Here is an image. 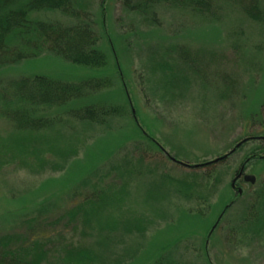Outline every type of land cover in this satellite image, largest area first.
<instances>
[{
  "label": "rangeland",
  "instance_id": "rangeland-1",
  "mask_svg": "<svg viewBox=\"0 0 264 264\" xmlns=\"http://www.w3.org/2000/svg\"><path fill=\"white\" fill-rule=\"evenodd\" d=\"M137 1L130 0V4ZM214 1L223 10L218 22H200L190 10L165 3L151 14L156 18L152 25L142 16L125 13L124 0L107 1L106 21L129 89L130 105L115 68L106 75L114 77L116 88L96 101L122 104L128 114L113 120L111 131L89 140V147L68 174L39 176L6 168L0 174V233L24 230V221L36 217L44 207H66L69 195L76 194L80 183L77 172L84 168L89 177L115 160L114 171L125 170L126 164L128 169L143 170L130 176L129 205L120 211L142 209L141 213L149 218L168 212L172 218L170 223L162 222L150 230L146 253L159 254V245L151 244L152 239H159V243L164 239L174 243L190 239L184 243L189 244V249L185 250L184 244L181 248L187 264H205L206 253L214 264H264V247L259 242L244 238L236 241L237 247H227L224 242L227 232L237 229L243 221L241 214L247 207L244 200L256 189L241 182L244 195L237 200L232 188L246 160L254 156L246 166V174L255 176L258 184L264 182V161L257 160L264 157V129L259 126V111L264 103V27L239 15L231 0ZM95 2L98 9L100 0ZM261 3L264 7V0ZM98 15L100 20L99 12ZM144 34L149 36L145 39ZM156 38L167 49L171 45L198 49L204 56L201 73L185 67L177 53L164 52L161 58H148L145 50ZM5 74L0 76V84L35 74L76 82L99 73L43 55L7 69ZM222 75L232 77L233 88L222 83ZM243 141L240 149L217 164V182H196L191 188L179 186L181 180L194 181V174L203 175L214 167L195 169L193 165L209 164ZM63 146L64 150L66 145ZM138 148L146 155L143 160L138 157ZM106 149L110 155L100 159L98 153ZM260 213L264 214V208ZM56 216L47 215L51 221ZM123 246H116L115 253L122 252ZM146 255L141 254L130 264H151L152 257Z\"/></svg>",
  "mask_w": 264,
  "mask_h": 264
},
{
  "label": "trees",
  "instance_id": "trees-1",
  "mask_svg": "<svg viewBox=\"0 0 264 264\" xmlns=\"http://www.w3.org/2000/svg\"><path fill=\"white\" fill-rule=\"evenodd\" d=\"M95 1L0 0V76L6 75L7 69L43 55L99 73L76 82L35 74L0 84V174L9 167L39 176L68 174L78 164L82 151L89 147V140L111 131L113 120L127 116V108L122 104L96 101L116 88L114 77L106 75L113 68L118 71L128 103L130 98L106 21L108 0H100L98 9ZM231 2L239 15L264 27L261 0ZM165 3L190 10L200 22L214 23L223 17L222 8L214 0H138L134 4L124 0L123 7L128 15L142 16L144 22L152 25L156 24V18L151 14ZM98 12L101 21L97 19ZM124 35L128 37L126 32ZM133 35L136 38L137 32ZM144 36L146 39L149 35ZM159 39H153L148 51L145 50L148 58H161L164 52L177 53L185 67L201 73L204 56L198 49L188 45H171L167 49ZM231 78L220 77L223 84L233 88ZM140 80L144 83L143 76ZM259 126L264 129V103L259 111ZM138 128L141 131L139 124ZM63 145H66L64 150ZM139 149L138 157L143 160L146 155ZM105 154L110 155V151H100L99 158ZM226 159L193 165L195 169L214 167L203 175L194 174V181L181 180L179 186L191 188L196 182H217L220 174L217 164ZM257 160L264 161V157ZM113 161L105 170H95L89 177L84 168L77 172L80 183L76 194L69 195L70 204L66 207H51L53 210L44 207L36 217L24 221V230L0 233V264H130L141 254L152 257L151 264H187L181 248L190 239L175 243L164 239V244L152 239L151 244L159 245V254L146 253L150 230L162 222L170 223L172 218L168 212L157 215L158 210L152 218L141 213L142 209L121 212L120 209L129 205L130 176L143 170L128 169L126 164L125 170L114 171L117 166ZM251 186L256 189L251 198L244 200L247 207L241 214L244 216L241 224L227 232L224 240L227 247H237L236 241L242 242L244 238L264 247V214L260 213L264 208V182ZM243 195H236V199L241 200ZM48 214L57 215L53 222ZM121 244L124 249L116 254V246ZM184 249L188 250L189 244H184ZM204 258L205 264H214L208 253Z\"/></svg>",
  "mask_w": 264,
  "mask_h": 264
},
{
  "label": "flooded vegetation",
  "instance_id": "flooded-vegetation-1",
  "mask_svg": "<svg viewBox=\"0 0 264 264\" xmlns=\"http://www.w3.org/2000/svg\"><path fill=\"white\" fill-rule=\"evenodd\" d=\"M240 143H242L241 145H240V147L245 143V141H243V142H240ZM239 144V143H238ZM237 144V145H238ZM240 147H238L237 149H236V151L240 148ZM235 151V152H236ZM234 152V153H235ZM234 153H232V154H230L229 156H232ZM228 156V157H229ZM254 158V156L253 157H251V159H248L249 161H245V163L241 166V168H240V170L237 172V174H236V178H237V181H236V184H235V188H233V190L235 191V193H236V195H239V196H241V195H243V193H244V191H243V189L240 187V184H241V182H245V180H244V176L245 175H247L246 174V166H247V164L252 160ZM244 170V172L240 175V171L241 170ZM256 182H257V180H256ZM255 182V183H256ZM239 189H242V192L240 193L239 192Z\"/></svg>",
  "mask_w": 264,
  "mask_h": 264
},
{
  "label": "water",
  "instance_id": "water-1",
  "mask_svg": "<svg viewBox=\"0 0 264 264\" xmlns=\"http://www.w3.org/2000/svg\"><path fill=\"white\" fill-rule=\"evenodd\" d=\"M242 143H239L238 145H237V147L235 148V149H233L229 154H227V155H225V156H223V157H221V158H219V159H216V160H214L213 162H218V161H220V160H222V159H224V158H227L230 154H232V153H234L235 151H236V149L238 148V147H240V145H241ZM172 160L173 161H176L174 158H172ZM177 162V161H176ZM213 162H211V163H213ZM179 164H183V163H181V162H178ZM244 172V170L242 169L241 171H240V175L242 174ZM244 180H245V182H247V183H251V184H254L255 182H256V177L255 176H253V175H245L244 176ZM236 181H237V178H235L234 179V181H233V183H232V186L235 188V184H236ZM239 192L241 193L242 192V189H239Z\"/></svg>",
  "mask_w": 264,
  "mask_h": 264
}]
</instances>
